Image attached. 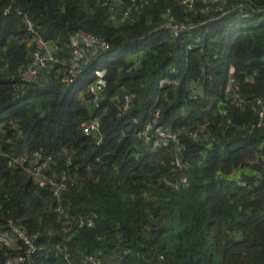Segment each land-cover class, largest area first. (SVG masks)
I'll list each match as a JSON object with an SVG mask.
<instances>
[{"label":"trees","instance_id":"trees-1","mask_svg":"<svg viewBox=\"0 0 264 264\" xmlns=\"http://www.w3.org/2000/svg\"><path fill=\"white\" fill-rule=\"evenodd\" d=\"M80 31L108 48L73 73ZM39 39L55 61L25 79ZM17 255L264 264V0H0V264Z\"/></svg>","mask_w":264,"mask_h":264},{"label":"built area","instance_id":"built-area-1","mask_svg":"<svg viewBox=\"0 0 264 264\" xmlns=\"http://www.w3.org/2000/svg\"><path fill=\"white\" fill-rule=\"evenodd\" d=\"M132 1L135 2L137 0H132ZM178 1L181 2L182 4L187 5L188 7H192V4L196 0H178ZM209 1L216 2L218 0H202V2H204V3H207ZM126 16H127V11L124 12L123 18ZM164 26L169 28L173 32V34L176 35L179 31L181 32L183 30H187L189 27L195 26V25L175 23L173 20V17L169 14V12H167L166 13V21H165ZM28 28L31 29L30 24H28ZM37 44L39 46L38 49L43 48L46 50V53L44 55H42V54H40V52L38 50L33 53V60L31 62V64L23 72V77L25 79L32 78L38 67H44L47 62H54L55 61V59L49 53L48 44L45 41L39 39L37 41ZM70 44L73 47L72 61H71V71L73 73H77L81 69L82 64L84 63L85 52L88 48H91L93 50H96L97 47H99L103 50L108 48V44L103 38H101L98 35H95V34H92L89 32H84V31L76 32L75 34L71 35L70 36ZM104 73H105L104 70L96 71L97 78H96L95 82L89 86L90 93L94 95L93 101L97 100L96 99L97 98L96 93L104 85V82H105L103 79ZM163 82L164 81H162V83ZM97 126H98V123L94 120V121L90 122L89 124L83 125V131L85 133H89V132L95 130L97 128ZM150 129H151V124H147L146 128H145V133ZM154 131L163 140L174 139V136H175L174 134H168V133L164 132L160 128H155ZM164 143H165V141H164ZM39 169H40L39 166H37L35 168L34 174L36 176H38V174H39ZM237 183L240 185H244V183L240 180H237ZM43 184H44V181H42L40 179L39 185H43ZM61 187H62V184L56 188V191L54 192L55 195L59 194V190L61 189ZM84 224L86 226H91L93 224V221L91 219L79 221V226H82ZM11 230L17 234V237H20L28 245L27 253L31 254L34 251V247L30 243V241L24 236L23 232H20V230H18L16 227H14L12 225H11ZM1 241L5 245H8V246H12L15 243L13 235H11V233L9 231H6V232L1 234ZM88 260H89L90 264H95V259L93 257H89ZM23 261H24V256L17 255V256H14V257L7 259L5 264H19V263H22Z\"/></svg>","mask_w":264,"mask_h":264},{"label":"clouds","instance_id":"clouds-1","mask_svg":"<svg viewBox=\"0 0 264 264\" xmlns=\"http://www.w3.org/2000/svg\"><path fill=\"white\" fill-rule=\"evenodd\" d=\"M47 63H49V62H47ZM101 70H104V69H101ZM105 71V70H104ZM96 74V73H95ZM104 75H105V73H104ZM96 78H97V75H96ZM103 79H104V76H103ZM96 80V79H95ZM36 178L38 177V176H35ZM40 180V179H39Z\"/></svg>","mask_w":264,"mask_h":264},{"label":"rangeland","instance_id":"rangeland-1","mask_svg":"<svg viewBox=\"0 0 264 264\" xmlns=\"http://www.w3.org/2000/svg\"><path fill=\"white\" fill-rule=\"evenodd\" d=\"M46 46H47V45H46ZM34 176H36V175L34 174ZM41 180L44 181V179H42V178H41Z\"/></svg>","mask_w":264,"mask_h":264}]
</instances>
